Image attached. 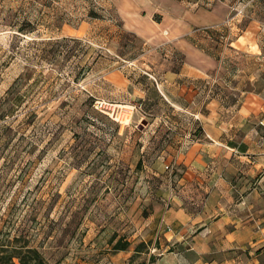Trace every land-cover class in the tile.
Listing matches in <instances>:
<instances>
[{"label": "rangeland", "instance_id": "obj_1", "mask_svg": "<svg viewBox=\"0 0 264 264\" xmlns=\"http://www.w3.org/2000/svg\"><path fill=\"white\" fill-rule=\"evenodd\" d=\"M118 2L0 0V238L51 263L156 261L200 136L156 84L181 56L123 29Z\"/></svg>", "mask_w": 264, "mask_h": 264}, {"label": "crops", "instance_id": "obj_2", "mask_svg": "<svg viewBox=\"0 0 264 264\" xmlns=\"http://www.w3.org/2000/svg\"><path fill=\"white\" fill-rule=\"evenodd\" d=\"M118 10L149 50L181 56L158 70L157 88L201 129L161 215L165 252L147 264H264V0H119Z\"/></svg>", "mask_w": 264, "mask_h": 264}, {"label": "trees", "instance_id": "obj_3", "mask_svg": "<svg viewBox=\"0 0 264 264\" xmlns=\"http://www.w3.org/2000/svg\"><path fill=\"white\" fill-rule=\"evenodd\" d=\"M15 241H21V239L19 240L16 238ZM1 242L0 238V264H57L46 260L44 254L39 248L30 245L27 242H23L19 245H6ZM141 245L142 244H139L136 247V252L141 251ZM129 246L130 241L125 240L124 238H119L114 244V249L126 250Z\"/></svg>", "mask_w": 264, "mask_h": 264}, {"label": "built area", "instance_id": "obj_4", "mask_svg": "<svg viewBox=\"0 0 264 264\" xmlns=\"http://www.w3.org/2000/svg\"><path fill=\"white\" fill-rule=\"evenodd\" d=\"M243 11H244V9L242 8V9L239 10V13H241V12H243Z\"/></svg>", "mask_w": 264, "mask_h": 264}]
</instances>
